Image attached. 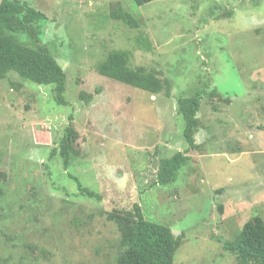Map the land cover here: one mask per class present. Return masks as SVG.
<instances>
[{"label":"rangeland","instance_id":"obj_1","mask_svg":"<svg viewBox=\"0 0 264 264\" xmlns=\"http://www.w3.org/2000/svg\"><path fill=\"white\" fill-rule=\"evenodd\" d=\"M12 1L47 16L38 41L17 36L47 47L67 83L61 97L55 85L0 78V264H117L121 232L107 217L135 205L179 239L175 264H242L224 244L264 221V0ZM114 50L164 90L102 76ZM198 90L190 147L180 102ZM177 153L186 166L160 185L161 161Z\"/></svg>","mask_w":264,"mask_h":264},{"label":"trees","instance_id":"obj_2","mask_svg":"<svg viewBox=\"0 0 264 264\" xmlns=\"http://www.w3.org/2000/svg\"><path fill=\"white\" fill-rule=\"evenodd\" d=\"M155 0H134L138 7ZM116 19L137 27L138 22L128 13L118 11ZM47 16L28 4L3 0L0 3V78L16 73L22 81L37 85H55L62 97L67 77L50 50L45 46L31 48L20 41L18 34L27 35L38 41L37 27L47 21ZM130 53L114 50L100 63L98 72L107 78L134 88L159 94L164 83L153 72L145 68L132 69L129 66ZM205 91L198 90L191 98L180 102L185 127L184 137L190 147L195 146L193 138L197 126V113ZM91 98V96H89ZM77 141V132L70 124L66 127L59 143V154L64 166L70 163L72 151ZM189 158L184 153L161 161L158 183L168 186L176 182L178 173L186 166ZM82 194L92 198L101 197L80 187ZM108 220L114 222L121 232L120 251L117 264H175V254L179 248V239L163 225L147 221L141 208L135 205L131 212L123 211L108 214ZM224 250L238 256L242 264H264V221L256 217L247 222L240 235L224 244Z\"/></svg>","mask_w":264,"mask_h":264}]
</instances>
